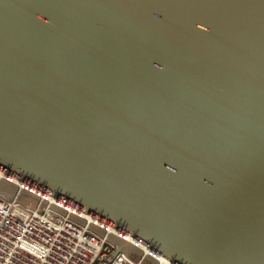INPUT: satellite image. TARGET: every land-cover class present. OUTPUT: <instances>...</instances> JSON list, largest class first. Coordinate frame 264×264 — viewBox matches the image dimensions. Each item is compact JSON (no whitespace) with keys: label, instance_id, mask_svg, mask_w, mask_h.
Wrapping results in <instances>:
<instances>
[{"label":"water","instance_id":"water-1","mask_svg":"<svg viewBox=\"0 0 264 264\" xmlns=\"http://www.w3.org/2000/svg\"><path fill=\"white\" fill-rule=\"evenodd\" d=\"M0 196L137 264H264V0H0Z\"/></svg>","mask_w":264,"mask_h":264},{"label":"built area","instance_id":"built-area-1","mask_svg":"<svg viewBox=\"0 0 264 264\" xmlns=\"http://www.w3.org/2000/svg\"><path fill=\"white\" fill-rule=\"evenodd\" d=\"M107 238L42 206L35 209L0 196V264H137Z\"/></svg>","mask_w":264,"mask_h":264}]
</instances>
